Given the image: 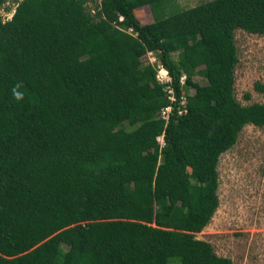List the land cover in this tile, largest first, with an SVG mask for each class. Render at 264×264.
Instances as JSON below:
<instances>
[{
    "label": "trees",
    "instance_id": "obj_1",
    "mask_svg": "<svg viewBox=\"0 0 264 264\" xmlns=\"http://www.w3.org/2000/svg\"><path fill=\"white\" fill-rule=\"evenodd\" d=\"M98 1L16 0L0 14V264H234L196 234L219 205L220 155L264 126V103L234 96L235 30L264 34V0L147 23L134 5L161 0ZM147 51L187 94L167 123ZM54 242L66 248L53 256Z\"/></svg>",
    "mask_w": 264,
    "mask_h": 264
},
{
    "label": "rangeland",
    "instance_id": "obj_2",
    "mask_svg": "<svg viewBox=\"0 0 264 264\" xmlns=\"http://www.w3.org/2000/svg\"><path fill=\"white\" fill-rule=\"evenodd\" d=\"M205 1L208 0H161L157 10L134 5V12L140 22L147 23ZM97 2L88 3V9H94ZM15 6L16 0L2 5L3 19L11 16ZM235 45L238 62L234 69V96L243 105L264 103V90L255 88L256 83L264 86V34L237 29ZM194 81L201 89L207 87L201 76L195 75ZM217 171L219 205L197 237L209 241L218 255L230 257L234 264H264V126L245 125L236 142L220 155ZM87 218L84 213L83 220L74 224L75 235L84 231ZM65 248L54 242L51 255Z\"/></svg>",
    "mask_w": 264,
    "mask_h": 264
},
{
    "label": "built area",
    "instance_id": "obj_3",
    "mask_svg": "<svg viewBox=\"0 0 264 264\" xmlns=\"http://www.w3.org/2000/svg\"><path fill=\"white\" fill-rule=\"evenodd\" d=\"M130 33H133L131 28L128 29ZM146 59L147 62L152 65L156 71V79L157 81L163 85V89L167 93V98L169 100V104L162 107L159 111V118H161L165 123L170 119L171 115L175 113V115L179 116L186 112V101H187V94L181 92L179 97H176L174 88L172 85V78L169 75L168 71L161 65L158 56L153 51L146 52ZM186 76L182 74L179 78V85L182 88L185 85ZM175 102L177 105L175 106ZM159 142L163 145L162 137L158 138Z\"/></svg>",
    "mask_w": 264,
    "mask_h": 264
},
{
    "label": "clouds",
    "instance_id": "obj_4",
    "mask_svg": "<svg viewBox=\"0 0 264 264\" xmlns=\"http://www.w3.org/2000/svg\"><path fill=\"white\" fill-rule=\"evenodd\" d=\"M13 93H14V96H15V98L17 99V100H20V99H22V93L21 92H19V91H17L16 89H13ZM161 136H159L158 138H160ZM157 138V139H158Z\"/></svg>",
    "mask_w": 264,
    "mask_h": 264
},
{
    "label": "crops",
    "instance_id": "obj_5",
    "mask_svg": "<svg viewBox=\"0 0 264 264\" xmlns=\"http://www.w3.org/2000/svg\"><path fill=\"white\" fill-rule=\"evenodd\" d=\"M161 144V143H160ZM162 145V144H161Z\"/></svg>",
    "mask_w": 264,
    "mask_h": 264
}]
</instances>
